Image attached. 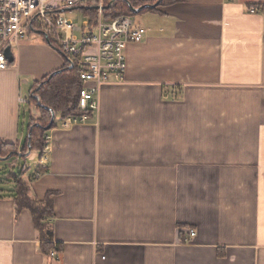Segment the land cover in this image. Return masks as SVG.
Listing matches in <instances>:
<instances>
[{"label":"crops","instance_id":"obj_1","mask_svg":"<svg viewBox=\"0 0 264 264\" xmlns=\"http://www.w3.org/2000/svg\"><path fill=\"white\" fill-rule=\"evenodd\" d=\"M137 25L124 83L86 123L55 116L39 177V149L21 151L40 115L20 98L66 59L25 40L0 71V141L17 151L0 154V264H264V0H169ZM13 171L48 209L45 239Z\"/></svg>","mask_w":264,"mask_h":264},{"label":"built area","instance_id":"obj_2","mask_svg":"<svg viewBox=\"0 0 264 264\" xmlns=\"http://www.w3.org/2000/svg\"><path fill=\"white\" fill-rule=\"evenodd\" d=\"M118 1V0H117ZM233 1V0H227ZM111 0H0V71L11 66L5 50L17 47L35 32L48 37L49 45L76 66L82 87L79 93V115L66 119L72 124L88 122L100 109L99 95L103 86L123 84L127 70L126 47L141 43L147 28L137 25L127 15L111 17L107 6ZM76 10L90 12L82 26L69 14ZM257 8H251L255 13ZM69 62V61H68ZM30 104L31 100L21 97ZM50 136L39 150L36 177L47 168ZM196 235L190 230V236Z\"/></svg>","mask_w":264,"mask_h":264},{"label":"trees","instance_id":"obj_3","mask_svg":"<svg viewBox=\"0 0 264 264\" xmlns=\"http://www.w3.org/2000/svg\"><path fill=\"white\" fill-rule=\"evenodd\" d=\"M132 5L139 7L144 4H152L158 0L151 1H139V0H130ZM169 0H163L160 5L167 3ZM172 1V0H171ZM159 5V6H160ZM158 7V6H157ZM157 7L152 9H144L145 11H153ZM108 15L111 17H117L121 15H127L132 17L133 15H138L132 12L128 3L125 0H118L116 5L112 8L107 9ZM67 59V57H65ZM49 76L45 77L41 82L37 83L33 89L36 95H39L41 98L42 104L45 107L52 108L55 111V116L67 118L70 115H79L81 112L79 110V93L82 87V81L80 79L78 70L76 66L71 68V65L68 61L65 62L64 67L61 69V72L54 75L51 79H48ZM38 86H40L38 88ZM31 102L34 103L38 115L37 118H33L29 126L28 138L31 143L32 149H42L46 143V134L47 132L54 127L53 124L47 128L48 124L51 121V112L46 109L44 106H40L36 100L32 99ZM12 148L5 149L3 143L0 141V154L6 155L8 153L17 154L15 146L11 145ZM27 147H25L21 153L22 156H25L27 153ZM4 170L8 168L4 166ZM24 169V168H23ZM15 181V188L17 192V201L21 207L28 208L33 213L35 218V226L39 229V232L43 239L47 236V226L44 223V218L48 215V209L42 207L41 205L36 204L27 196V185L24 181V171L16 173L15 171L9 173ZM45 252L49 254L48 250L45 249Z\"/></svg>","mask_w":264,"mask_h":264},{"label":"rangeland","instance_id":"obj_4","mask_svg":"<svg viewBox=\"0 0 264 264\" xmlns=\"http://www.w3.org/2000/svg\"><path fill=\"white\" fill-rule=\"evenodd\" d=\"M154 4V3H152ZM148 11H145V12H142L138 15H133L131 18L133 20V22L135 24H139V20L142 18L143 14L144 13H147ZM70 19L73 20V22L77 25V26H82L83 22L88 19L90 17V12H87V11H82V10H76L74 13L72 14H69L68 15ZM27 41H31V42H36V44H43L47 47H49L50 49H52V47L49 45L47 39L45 38V35L42 34L41 32H35L33 34H31L29 36V38L27 39ZM26 41V42H27ZM25 42V43H26ZM21 43H24V41L20 42ZM12 52L14 55H17L18 53V49L17 47H14L12 48ZM22 87H23V95L24 97H30V92H31V89H32V86H33V77H22ZM34 108V106L30 105V104H27V106L25 107V110H26V114L28 115L29 112L32 111V109ZM35 154H33L31 157L29 158H20L19 161L17 159H15L16 157H14L12 160L9 161V164H8V168H14V169H18L20 166H27V167H33L34 165V162H35ZM8 162H3V161H0V165H4ZM14 164H16V166H14ZM14 166V167H12ZM16 173H18L16 171ZM4 177H5V173L3 170H0V182L1 181H4Z\"/></svg>","mask_w":264,"mask_h":264},{"label":"water","instance_id":"obj_5","mask_svg":"<svg viewBox=\"0 0 264 264\" xmlns=\"http://www.w3.org/2000/svg\"><path fill=\"white\" fill-rule=\"evenodd\" d=\"M125 1L128 3V5H129L130 9L132 10V12H134L135 14H138V13L142 12L144 9H152L154 7L159 6L163 0H158L154 4H150V3L144 4V5H141L139 7L133 6L130 0H125ZM115 3H117V0H111V2L109 3V5L107 6V8H109L111 6V4H115ZM46 39L48 41V37H46ZM5 53H6L7 59L12 63L13 60H14V57H13V52H12L11 48L10 47H7L6 50H5ZM68 61H69L70 65H71V68H72L73 67L72 60L68 59ZM60 72H61V70H57V71L53 72L52 74L49 75L48 79H51L54 75H56V74H58ZM39 87L40 86H38V88ZM31 98L34 99V100H36L37 103L40 106H42V107L44 106L42 104V101H41V98L39 97V95H36L35 94V91L32 92ZM45 108L48 109L51 112V121H50V123L47 126V128H49L53 124V122L55 120V111L52 108H49V107H45ZM31 151H32V146H31V143L29 141L28 150H27L26 155H29L31 153Z\"/></svg>","mask_w":264,"mask_h":264}]
</instances>
